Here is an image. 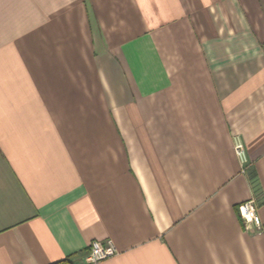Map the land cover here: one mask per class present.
<instances>
[{
  "label": "crops",
  "instance_id": "crops-1",
  "mask_svg": "<svg viewBox=\"0 0 264 264\" xmlns=\"http://www.w3.org/2000/svg\"><path fill=\"white\" fill-rule=\"evenodd\" d=\"M94 241L264 264V0H0V264Z\"/></svg>",
  "mask_w": 264,
  "mask_h": 264
},
{
  "label": "built area",
  "instance_id": "built-area-1",
  "mask_svg": "<svg viewBox=\"0 0 264 264\" xmlns=\"http://www.w3.org/2000/svg\"><path fill=\"white\" fill-rule=\"evenodd\" d=\"M232 139V152L239 161V165L245 168L247 164V153L245 146L241 139L238 136H233ZM238 217L243 224L245 231H253L257 234H260L262 231L261 221L259 216H257L256 206L254 200H248L243 203H240L237 207ZM111 241H107L105 244L94 241L91 242L86 248L87 254L84 258V263L94 264L99 261L105 260L115 254V248H113Z\"/></svg>",
  "mask_w": 264,
  "mask_h": 264
}]
</instances>
